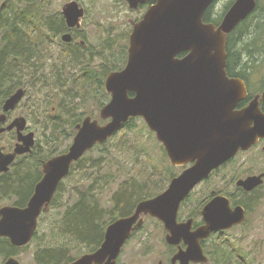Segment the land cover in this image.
Listing matches in <instances>:
<instances>
[{
    "label": "water",
    "instance_id": "95a60500",
    "mask_svg": "<svg viewBox=\"0 0 264 264\" xmlns=\"http://www.w3.org/2000/svg\"><path fill=\"white\" fill-rule=\"evenodd\" d=\"M136 5L138 1L129 0ZM215 0H158L135 25L130 35L128 60L119 71L110 72L104 86L111 98L100 111L107 122L87 116L77 124V133L67 152L44 163V176L37 183L25 207L0 208V237L15 246L27 245L33 238L39 216L49 207L62 179L84 154L111 138L131 118L141 116L162 142L175 165L192 163L172 178L168 188L150 199L138 202L133 214L107 226L104 240L93 252L69 264H117L122 247L133 230L150 214L165 223L166 240L178 244L184 237L188 247L173 257V263L208 262L200 239L227 229L245 218L240 205L232 209L225 195H218L203 208L206 224L191 231V221L179 223L181 202L203 179L264 137V93L246 107L236 109L247 95L242 78L226 71V36L256 8V0H235L220 26L204 22L203 16ZM67 26H80L85 9L77 0L62 7ZM71 41L70 34L63 35ZM185 53V55L180 56ZM130 92L134 93L133 96ZM19 88L4 103V110L16 107L24 97ZM0 116V122L5 121ZM27 119H14L4 130H17L18 142L12 152L0 148V174L7 172L16 157L32 151L35 134H24ZM263 175L239 179L247 190L263 183ZM3 264H22L10 257ZM159 264H167L160 262Z\"/></svg>",
    "mask_w": 264,
    "mask_h": 264
},
{
    "label": "rangeland",
    "instance_id": "374dc122",
    "mask_svg": "<svg viewBox=\"0 0 264 264\" xmlns=\"http://www.w3.org/2000/svg\"><path fill=\"white\" fill-rule=\"evenodd\" d=\"M69 1L71 0H37L35 5L40 6L39 19L44 26L42 29L35 28L33 24L28 27L33 37L38 36L40 30L47 36L43 37L42 43L43 65L35 80L26 66L21 65L20 72L24 75L21 79L26 81H23L25 85L21 88L25 89V95L16 111L11 114V118L24 116L27 119L28 127L35 134V151L43 152V163L68 149L76 135L77 123L87 116L97 119L100 124L106 123L100 116L101 108L111 98L104 87L105 79L111 70H120L127 64L129 44L120 39L130 30L129 17L136 15L127 6L120 5L122 0H78L88 9L82 34L89 50L69 48L65 51L62 41L46 26L47 23L55 27L62 26V7ZM234 1L217 0L212 15L220 18L223 14L222 22ZM258 1L263 12L259 13L258 9L253 14V20L249 19L251 24L248 23L247 28L254 29L255 33L247 41L255 39L264 49V31L258 28L260 20H264V0ZM22 23L27 26L26 21ZM90 50L94 52L93 55L89 54ZM251 62L254 72L248 78L257 93L261 94L264 91L261 88L264 86V58L258 56V60ZM247 65L250 63L247 62ZM133 121L129 126L118 130L105 147L86 152L85 157L73 166V173L62 184L65 190L58 196V202L47 208L43 221L39 224L37 237L27 247L17 250L16 257L23 264H42L43 253L48 251L54 254L64 252L65 258L60 264H68L66 262L69 259L75 260L90 252L88 245L64 235L61 228L63 222H59L66 209L80 199L84 186H91L90 192L100 201L104 214L100 221L102 224L115 216L114 208L118 198L131 197L129 199L134 201L140 196H147L143 198L150 199L165 190L171 179L187 168V165L172 163L156 133L143 118L138 117ZM9 140H12V134H0V145L6 144L8 150H11L12 146L9 147L7 143ZM29 159L34 161L37 157L35 155V158ZM20 163L18 160L17 164ZM262 169L264 150L259 145L240 153L234 162L214 172L207 181L194 189L191 200L184 207V214L193 208H201L200 201L211 189L237 197L238 194H234L236 180ZM97 174L100 177H96ZM7 186L4 180L0 182V207L14 205L22 196L7 189ZM257 195L259 201L249 215L248 225L225 234H215L206 245L210 258L208 262L201 264H221L222 262H218L220 258L222 261L224 258L223 264H247L240 261L241 256L253 264H264V187ZM144 222L142 232L136 233L125 244L121 264H157L165 257L168 242L163 224L152 217H147ZM61 243L69 246H61ZM2 260L0 257V264Z\"/></svg>",
    "mask_w": 264,
    "mask_h": 264
},
{
    "label": "trees",
    "instance_id": "16d2710c",
    "mask_svg": "<svg viewBox=\"0 0 264 264\" xmlns=\"http://www.w3.org/2000/svg\"><path fill=\"white\" fill-rule=\"evenodd\" d=\"M1 1L2 0H0V112H2L4 101L14 93L16 88H21L25 85L23 82L25 80L21 79L23 75L22 72H20L22 70L21 65L26 66L31 72V76L34 77V80L37 77L38 70L41 67L37 65V60L42 59L43 37H47L44 36L42 30H40V34L35 37H33L29 31V27H32L30 24H33L35 28L39 29H42V26H44L42 20L39 19L41 13L40 6L35 5L37 4V0H3L2 3ZM256 3L255 10L226 36V50L228 53L226 66L227 73L230 77H240L247 82L250 97L257 94V90L254 89L251 80L248 78V75H251V73L254 72L251 61L258 60V56L264 58V49L257 44V40L252 39V41H247V39H250V36L253 38L255 33L254 29L249 30L247 26L251 24L249 21L253 20V14L255 12L257 13L258 9H260L259 1L256 0ZM212 9L213 6L211 5L205 12L203 20L204 22H213L216 26H220L223 14H221L220 18H216L212 15ZM262 12V9H260L259 13ZM36 17L37 19H35ZM22 21H26L27 26H25ZM260 21L261 25L258 28L264 31V20ZM61 25L62 26L59 25L58 27H55L51 23H47L46 27L51 30L50 32H52L54 36H58L64 29L66 30L64 17L61 20ZM247 62H249L250 65H247ZM249 69L252 70L249 71ZM261 88L264 90V86ZM130 95L133 96L134 93L130 92ZM245 103L246 102L243 101L241 106ZM135 118L138 117L130 118L124 126H129L131 122H134L133 120ZM106 143L107 142L98 144L93 149L103 148L106 146ZM35 149L36 147L33 148L31 153L21 155L15 162V167L11 169L10 172L5 173L0 177V182L4 180V183L8 184L7 189H12L16 193L18 192L22 195L21 198L15 202V205L18 206H24L25 200L23 199L31 196L34 183L42 176L43 152L40 150L35 151ZM35 155L37 159L31 161L29 157L35 158ZM84 157L85 156L81 159ZM81 159L75 162L73 166ZM18 160L21 161L19 165L17 164ZM91 166L99 170L97 166H94L93 164H91ZM12 172L13 174H11ZM96 177H100V175L97 174ZM90 188L91 186L89 185L84 186L83 192L79 197L80 199L77 200L74 205L66 209L64 217L62 220L59 219V222L64 223L61 224L64 235L74 238L79 243L88 245L91 252L95 251L103 242L106 227L119 217L131 215L134 212L137 203L143 200V197L147 196H140L134 200L135 202L129 199L131 197L118 198L114 208V210L116 209L114 212L115 216L110 218L109 221L100 224L104 215L103 210L100 207V201H98V198H95L92 192H90ZM63 190H65L64 186L60 185L50 206L58 202L57 198L62 194ZM27 193L29 194L26 196ZM46 212L47 211L41 215L40 222L43 221ZM37 234L38 232L35 234V238L37 237ZM1 242V256L8 257L10 255H16L17 250H20V248L12 246L10 240L6 237H3ZM63 245L68 244L61 243V246ZM63 253L64 252L62 251L57 254L50 251L43 253L44 256H49L47 258L42 256V264H49L50 262H53L52 264H60L65 258ZM72 260L73 259H69L66 263H70ZM219 261L223 264L224 258L223 261L221 258L218 262Z\"/></svg>",
    "mask_w": 264,
    "mask_h": 264
},
{
    "label": "flooded vegetation",
    "instance_id": "af4514ba",
    "mask_svg": "<svg viewBox=\"0 0 264 264\" xmlns=\"http://www.w3.org/2000/svg\"><path fill=\"white\" fill-rule=\"evenodd\" d=\"M78 1V0H77ZM157 1L158 0H145V1H138V3L136 4V5H134V4H132L129 0H122V3L120 4V5H122V6H127V8L129 9V11L131 12V13H135L136 15L134 16V17H129V19H128V24H129V31L120 39V40H122V41H124V43H126V44H129V46H130V35H131V33H132V31H133V29H134V27H135V25L137 24V23H139L143 18H144V16H145V14H146V12L148 11V9L152 6V5H154L155 3H157ZM216 1L217 0H215L214 1V3H212V6H214V4L216 3ZM79 2V1H78ZM235 2V1H234ZM234 2H233V4H234ZM79 3H81V2H79ZM82 4V6L84 7V9H85V14H84V17H82V19H81V21H80V26H74V27H68L67 26V23H66V20H65V16H64V14H63V12H62V15H63V17H64V20H65V28H66V30L64 29L61 33H59V35H60V37H59V35L57 36L58 37V39L59 40H61L62 42H61V44L64 46V48H65V51H67V50H69V48L70 49H76V50H79L80 51V49H86L87 51L89 50V46L87 45V43H86V40H85V37H84V35L82 34V32H83V23H84V20L87 18V16H88V9H87V7H86V5L85 4H83V3H81ZM232 4V5H233ZM231 5V6H232ZM230 6V7H231ZM230 7H229V9H230ZM228 9V10H229ZM227 10V11H228ZM227 13V12H226ZM225 13V14H226ZM225 16V15H224ZM224 18V17H223ZM65 34H70L71 36H72V39H71V41H69V42H67V41H64L63 40V35H65ZM129 49V48H128ZM89 54H91V55H93L94 54V52L92 51V50H90V52H89ZM183 55H185V53H183V54H181L180 56H183ZM96 56V55H95ZM128 60V59H127ZM37 65H39V66H42L43 65V62H42V59L41 60H37ZM123 69V68H122ZM121 70V69H120ZM112 71H119V70H116V69H114V70H112ZM111 71V72H112ZM110 73V72H109ZM245 84H246V90H247V95H246V97H245V99L244 100H242V102L244 101V102H246L244 105H242L241 106V104H242V102H240L238 105H237V108L236 109H242V108H244V107H246L257 95H259V93H257V94H255L254 96H252V97H250L249 96V91H248V85H247V82L245 81ZM11 96V95H10ZM9 96V97H10ZM8 97V98H9ZM260 100V107H261V109H262V111H264V104H263V101H262V98H260L259 99ZM6 101V100H5ZM5 101H4V103H5ZM21 102V101H20ZM19 102V103H20ZM19 103L16 105V107L14 108V109H12V110H9V111H5L4 110V108H2V112H0V116L1 115H5V121L4 122H0V127L1 128H6L14 119H16V118H18V117H14V118H11L12 116H11V114L13 113V112H15L16 111V109H17V107H18V105H19ZM3 106H4V104H3ZM19 117H21V116H19ZM82 122V121H81ZM81 122H79V123H81ZM79 123H77V124H79ZM77 126V125H76ZM30 132H33L29 127H27L25 130H24V134H28V133H30ZM6 133H9V134H12V140H9V141H7V143H8V145H9V147L10 146H12V149L11 150H8L9 148H8V146L5 144V145H0V147H1V149H3V151H5V152H12L13 150H14V148H15V145H16V143L18 142V137H17V130L14 128V129H12V130H4L3 132H1V134H6ZM35 145H36V139H35ZM256 145H259L263 150H264V137H262V138H259L258 139V142L257 143H255L252 147H250L249 149H251V148H253L254 146H256ZM35 147V146H34ZM33 147V148H34ZM249 149H247V150H240L233 158H231L230 160H228L226 163H224L223 165H221L220 167H218L217 169H214L212 172H211V174L209 175V177H207V178H205V179H203L202 181H200L193 189H192V191L189 193V195L181 202V204H180V206H179V209H178V216H177V220H178V222L179 223H188V222H190L191 221V231H195V230H197L199 227H202V226H204L205 224H206V220H205V217H204V214H203V208H204V206L209 202V201H211L214 197H216V196H218V195H225V196H227L228 198H229V200H230V205H231V207H232V209H234L236 206H238V205H240V206H242L243 208H244V211H245V218H244V220L243 221H241L240 223H237V224H234V225H232L231 227H229V228H227V229H222V230H218V231H214V232H212L211 233V235L210 236H208V237H206V238H201L200 239V241H201V244H202V247H203V251H204V253L208 256V258H210V254L208 253V251H207V243H208V241L211 239V238H213L214 236H215V234H225V233H227V232H229V231H233V230H235V229H237V228H239V227H245L246 225H248V223H249V221H250V219H249V215L251 214V212L252 211H254L255 210V208H256V206H257V202L259 201V196L257 195V193H259V190H261L263 187H264V169H262V170H260V171H258V172H256V173H250V174H247V175H245L244 177H240V178H238L237 180H236V191H235V193L234 194H238L237 195V197H235L233 194L231 195V194H226V193H223V192H221V191H219V190H214V189H211L210 190V192L202 199V201H200L201 202V205H202V207L201 208H193V209H191L190 211H188L186 214H184V207H185V205H187L188 204V202L191 200L190 198H191V194H192V192L194 191V189L198 186V185H201L202 183H204L205 181H207L209 178H210V176L214 173V172H216V171H218L220 168H222L223 166H226V165H229V164H231L232 162H234V160H235V158H237L238 156H239V154L240 153H242V152H245V151H248ZM62 154V153H61ZM58 155H60V154H58ZM55 156H57V155H55ZM54 156V157H55ZM20 157V155H18L16 158L18 159ZM17 159H16V161H17ZM15 161V162H16ZM15 162L14 163H12V165L10 166V169L7 171V172H4V173H2V174H0V177H2L5 173H8V172H10V170L11 169H13L15 166H14V164H15ZM46 162V161H45ZM44 162V163H45ZM44 163H43V165H42V176H41V178L39 179V180H37L35 183H34V186H35V184L37 183V182H39L42 178H43V176H44V172H43V168H44ZM187 165V167H189V166H191L192 165V163H188V164H186ZM72 166H73V164H72ZM72 166H71V169H70V172H69V174L67 175V176H65L63 179H62V181L60 182V184H59V186H58V188L60 187V185L62 186V184H63V182L73 173V169H72ZM183 172V171H182ZM256 175H263L262 176V179H263V183L262 184H260V185H258V186H256V187H254L253 189H251V190H247L244 186H242V185H239L238 184V180L239 179H245V178H247V177H250V176H256ZM174 178V177H173ZM172 180V179H171ZM168 188V187H167ZM166 188V189H167ZM165 189V190H166ZM165 190H163V191H165ZM162 191V192H163ZM161 192V193H162ZM158 195V194H157ZM27 199V200H26ZM23 200H25V202H24V206H22V207H25L26 205H27V203L29 202V200H30V198H24ZM8 205V204H7ZM15 205V204H14ZM3 206H5V205H3ZM3 206H1V207H3ZM0 207V208H1ZM189 210V209H188ZM183 215H186V216H183ZM126 217V216H125ZM147 217H152V218H156L158 221H160L162 224H163V227H164V229H165V231H166V236L168 235V233H169V231H168V229L166 228V226H165V223L163 222V221H161L158 217H156V216H152V215H150V214H147V215H145L144 216V221L146 220V218ZM144 224H145V222H143V224L142 225H140V226H138V227H136V229L135 230H133L132 231V235H131V237L132 236H134L136 233H140V232H142V230H143V228H144ZM131 237H130V239H131ZM3 237H0V242H1V239H2ZM6 238H8V237H6ZM35 239V236H34V238H33V240ZM129 239V240H130ZM8 240H10L9 238H8ZM128 240V241H129ZM128 241H127V243H128ZM11 245L12 246H15V245H13L12 243H11ZM167 245H168V251L166 252V255H165V257H162L158 262H157V264H159L160 262H163V263H167V264H174L173 263V257L176 255V253H178L180 250H186L187 249V247H188V244L186 243V240H185V238L184 237H182L181 238V241L178 243V244H170V243H167ZM15 247H17V248H20V250L21 249H23V248H25V247H27V245L26 246H22V247H18V246H15ZM124 248V247H123ZM123 248H122V250H121V252H120V254H119V257L117 258V264H121V257H122V255H123ZM0 250H1V248H0ZM17 255V254H16ZM16 255H10V256H8V257H4V256H1L0 255V257L3 259L1 262V264H3L8 258H10V257H15V258H17L16 257ZM241 258L242 259H240V261H242V262H245V263H247V264H253L252 262H249V261H245V258H243V256H241ZM18 259V258H17ZM19 261H20V259H18ZM210 260V259H209ZM21 262V261H20ZM22 263V262H21ZM23 264V263H22ZM176 264H179V261H177V263ZM190 264H201V263H195V262H191Z\"/></svg>",
    "mask_w": 264,
    "mask_h": 264
},
{
    "label": "bare ground",
    "instance_id": "6f19581e",
    "mask_svg": "<svg viewBox=\"0 0 264 264\" xmlns=\"http://www.w3.org/2000/svg\"><path fill=\"white\" fill-rule=\"evenodd\" d=\"M28 6H30V5H28ZM28 6H26V7H28ZM37 183H38V182H37ZM37 183L35 184V186H34V188H33V192H32V194H31V196H32L33 193H34V190H35V187H36ZM31 196H30L29 198H31ZM17 206H18V205H17Z\"/></svg>",
    "mask_w": 264,
    "mask_h": 264
}]
</instances>
